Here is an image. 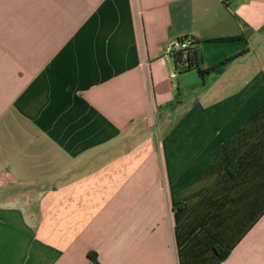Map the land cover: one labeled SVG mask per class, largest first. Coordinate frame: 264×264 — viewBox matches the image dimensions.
I'll list each match as a JSON object with an SVG mask.
<instances>
[{
    "label": "crops",
    "instance_id": "obj_1",
    "mask_svg": "<svg viewBox=\"0 0 264 264\" xmlns=\"http://www.w3.org/2000/svg\"><path fill=\"white\" fill-rule=\"evenodd\" d=\"M95 261L264 264V0H0V264Z\"/></svg>",
    "mask_w": 264,
    "mask_h": 264
},
{
    "label": "trees",
    "instance_id": "obj_2",
    "mask_svg": "<svg viewBox=\"0 0 264 264\" xmlns=\"http://www.w3.org/2000/svg\"><path fill=\"white\" fill-rule=\"evenodd\" d=\"M190 37H182L179 38L180 40H186ZM238 38H220V39H216L213 40L215 42H219V41H234L237 40ZM200 44V41L195 40L194 38H190V46L184 50H181L177 53L172 54L173 59L175 61V65L177 67V69H180L181 72H185V71H189L191 69H195L197 71V73L203 77L205 75H208L210 73H218L228 62H230L232 59L242 55V54H237L231 58H228L226 60H224L221 63H218L212 67L203 69L202 68V61L201 58L199 57L198 53H197V49L198 46ZM228 255V252L225 251L223 252V259L226 258ZM96 264H98L95 261Z\"/></svg>",
    "mask_w": 264,
    "mask_h": 264
},
{
    "label": "built area",
    "instance_id": "obj_3",
    "mask_svg": "<svg viewBox=\"0 0 264 264\" xmlns=\"http://www.w3.org/2000/svg\"><path fill=\"white\" fill-rule=\"evenodd\" d=\"M189 46H190V38L186 40H180V39L173 40L168 46L167 53L169 55H172L174 53H177L181 50L188 48ZM175 76L176 74H172L171 78H174Z\"/></svg>",
    "mask_w": 264,
    "mask_h": 264
},
{
    "label": "rangeland",
    "instance_id": "obj_4",
    "mask_svg": "<svg viewBox=\"0 0 264 264\" xmlns=\"http://www.w3.org/2000/svg\"><path fill=\"white\" fill-rule=\"evenodd\" d=\"M178 74V73H177ZM193 74H195V73H193Z\"/></svg>",
    "mask_w": 264,
    "mask_h": 264
}]
</instances>
